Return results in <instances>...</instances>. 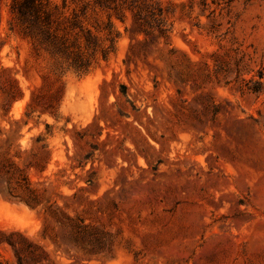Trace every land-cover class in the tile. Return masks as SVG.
Instances as JSON below:
<instances>
[{
	"label": "rangeland",
	"instance_id": "rangeland-1",
	"mask_svg": "<svg viewBox=\"0 0 264 264\" xmlns=\"http://www.w3.org/2000/svg\"><path fill=\"white\" fill-rule=\"evenodd\" d=\"M160 1L168 46L78 74L0 0V264H264V0Z\"/></svg>",
	"mask_w": 264,
	"mask_h": 264
},
{
	"label": "trees",
	"instance_id": "trees-1",
	"mask_svg": "<svg viewBox=\"0 0 264 264\" xmlns=\"http://www.w3.org/2000/svg\"><path fill=\"white\" fill-rule=\"evenodd\" d=\"M201 1L206 7V1ZM176 6H164L160 0H11L9 10L18 31L36 50L45 52L57 69L65 66L86 74L93 60H106L123 37L128 38L126 65L146 59L161 44L168 46L173 28L169 17ZM179 6L189 16L192 7ZM16 91L18 97L23 95L17 85ZM33 98L32 93L26 110ZM91 232L86 225H74L78 238L89 239Z\"/></svg>",
	"mask_w": 264,
	"mask_h": 264
}]
</instances>
